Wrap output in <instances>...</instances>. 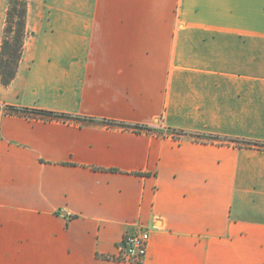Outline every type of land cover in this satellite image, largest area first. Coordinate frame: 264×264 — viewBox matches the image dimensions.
Here are the masks:
<instances>
[{
    "label": "crops",
    "instance_id": "obj_1",
    "mask_svg": "<svg viewBox=\"0 0 264 264\" xmlns=\"http://www.w3.org/2000/svg\"><path fill=\"white\" fill-rule=\"evenodd\" d=\"M0 105L70 118L0 122V264H130L140 230L141 264H264V147L232 142L264 144V0H28Z\"/></svg>",
    "mask_w": 264,
    "mask_h": 264
},
{
    "label": "trees",
    "instance_id": "obj_2",
    "mask_svg": "<svg viewBox=\"0 0 264 264\" xmlns=\"http://www.w3.org/2000/svg\"><path fill=\"white\" fill-rule=\"evenodd\" d=\"M27 14L28 0H8V9L6 13L4 36L1 43L0 51V78L4 86H8L15 79L20 62L22 60L24 41L27 35ZM12 113H21L36 117H50L61 120L70 119L65 114H56L52 112H44L31 109L9 108ZM135 130L151 131L148 127H132ZM216 139V138H210ZM242 145H255L264 147V144H253L248 141L232 140Z\"/></svg>",
    "mask_w": 264,
    "mask_h": 264
},
{
    "label": "built area",
    "instance_id": "obj_3",
    "mask_svg": "<svg viewBox=\"0 0 264 264\" xmlns=\"http://www.w3.org/2000/svg\"><path fill=\"white\" fill-rule=\"evenodd\" d=\"M11 113L8 107L0 105V122L4 116ZM149 244V230L126 234L117 248V253L110 257V260L119 263L141 264L147 257Z\"/></svg>",
    "mask_w": 264,
    "mask_h": 264
},
{
    "label": "rangeland",
    "instance_id": "obj_4",
    "mask_svg": "<svg viewBox=\"0 0 264 264\" xmlns=\"http://www.w3.org/2000/svg\"><path fill=\"white\" fill-rule=\"evenodd\" d=\"M0 1L2 2V0H0ZM7 1H8V0H7ZM1 2H0V3H1ZM5 20H6V15H5ZM4 29H5V28H4Z\"/></svg>",
    "mask_w": 264,
    "mask_h": 264
}]
</instances>
